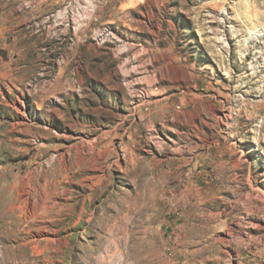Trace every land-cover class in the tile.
Returning <instances> with one entry per match:
<instances>
[{
    "label": "rangeland",
    "instance_id": "374dc122",
    "mask_svg": "<svg viewBox=\"0 0 264 264\" xmlns=\"http://www.w3.org/2000/svg\"><path fill=\"white\" fill-rule=\"evenodd\" d=\"M0 264H264V0H0Z\"/></svg>",
    "mask_w": 264,
    "mask_h": 264
},
{
    "label": "bare ground",
    "instance_id": "6f19581e",
    "mask_svg": "<svg viewBox=\"0 0 264 264\" xmlns=\"http://www.w3.org/2000/svg\"><path fill=\"white\" fill-rule=\"evenodd\" d=\"M195 117H197V116H194V115L191 116V114H190L188 120H189V122H190L191 125H193V124L195 123V121H196V120H195ZM194 125H195V124H194ZM28 191H29V189H28ZM28 191H27V192H28ZM27 192H26V193H27ZM28 193H29V192H28ZM20 195H21V194H20ZM21 197H22V195L20 196V199H21ZM17 199H18V198H17ZM26 200H27V203L31 204V203H30V202H31V199H30V198H29V199L27 198ZM16 202H17V201H16ZM18 202H19V201H18ZM43 204H44V203H43ZM13 205H14V204H13ZM14 212H15V211H14ZM13 214H14V213H13ZM5 252H6V251H5ZM6 257L8 258V256H6ZM6 257H4V258H6ZM2 260H3V259H2Z\"/></svg>",
    "mask_w": 264,
    "mask_h": 264
}]
</instances>
